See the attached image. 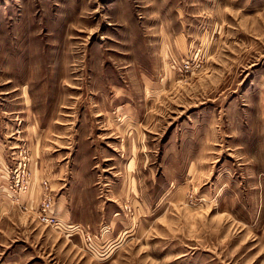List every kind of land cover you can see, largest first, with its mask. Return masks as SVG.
I'll return each instance as SVG.
<instances>
[{"label": "rangeland", "instance_id": "rangeland-1", "mask_svg": "<svg viewBox=\"0 0 264 264\" xmlns=\"http://www.w3.org/2000/svg\"><path fill=\"white\" fill-rule=\"evenodd\" d=\"M0 153V264H264V0H0Z\"/></svg>", "mask_w": 264, "mask_h": 264}, {"label": "built area", "instance_id": "built-area-1", "mask_svg": "<svg viewBox=\"0 0 264 264\" xmlns=\"http://www.w3.org/2000/svg\"><path fill=\"white\" fill-rule=\"evenodd\" d=\"M29 183H21L19 181L15 182V187L19 190L27 191ZM43 187L44 193L42 195L40 204L38 206L36 215L38 221L46 226H51L62 230L63 232H68L69 229H73V227H68L64 223H62L58 217L54 213V199L49 192V188L46 182L41 184ZM77 231V230H76Z\"/></svg>", "mask_w": 264, "mask_h": 264}, {"label": "crops", "instance_id": "crops-1", "mask_svg": "<svg viewBox=\"0 0 264 264\" xmlns=\"http://www.w3.org/2000/svg\"><path fill=\"white\" fill-rule=\"evenodd\" d=\"M2 153H0V168L3 169L2 167ZM42 184V183H41ZM41 184L39 185V188L40 190L38 191L37 188H38V185L36 184V182H33L32 180V183L30 184L29 186V189H27L26 192L24 193H18V194H14L13 195L16 197V203L13 202V197L11 196V199L10 197L8 196V194L6 195L5 193H3L4 191H1V188H0V199H1V203H0V216L3 212H5L6 209H8L9 207H7L5 210H4V207L8 204H12V205H19L20 207H23V209H31L30 207H35L36 206V202H37V196H40V194H42V190H43V187L41 186ZM48 188L49 190H53L51 188V186L48 185ZM44 191V190H43ZM37 192H38V195H37ZM6 195V196H5ZM37 195V196H36ZM40 200V199H39ZM31 205V206H30ZM54 211L57 213L61 212V210H59L60 208L56 205L55 201H54ZM35 209V208H34ZM37 210V208L35 209V211ZM35 211L34 213L32 214H35ZM61 214V213H60ZM57 216V215H56ZM35 217V215H34ZM58 218H60L61 216H57Z\"/></svg>", "mask_w": 264, "mask_h": 264}]
</instances>
